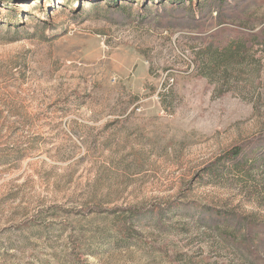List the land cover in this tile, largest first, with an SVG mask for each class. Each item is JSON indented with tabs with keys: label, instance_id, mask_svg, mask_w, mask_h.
<instances>
[{
	"label": "rangeland",
	"instance_id": "rangeland-1",
	"mask_svg": "<svg viewBox=\"0 0 264 264\" xmlns=\"http://www.w3.org/2000/svg\"><path fill=\"white\" fill-rule=\"evenodd\" d=\"M36 1L0 0V264H264V0Z\"/></svg>",
	"mask_w": 264,
	"mask_h": 264
},
{
	"label": "trees",
	"instance_id": "trees-1",
	"mask_svg": "<svg viewBox=\"0 0 264 264\" xmlns=\"http://www.w3.org/2000/svg\"><path fill=\"white\" fill-rule=\"evenodd\" d=\"M13 1H15V2H21V0H13ZM117 1L118 0H111L110 1V4H112L113 6H115V7H119V5H118V3H117ZM146 0H142V6H146V2H145ZM164 1L165 0H160V1H158V4H160V5H164ZM184 1H186V0H169V2H170V4H173V5H175V7L176 8H178L179 10L180 9H182L183 7H185V3H184ZM187 1H190V2H192V1H194V0H187ZM224 1H226V0H219V2L220 3H222V2H224ZM42 2H43V0H37L36 1V3H37V5H42ZM94 2V1H93ZM92 2V3H93ZM192 3H191V5H190V7H188L187 9V13L189 14V16L191 17V19L192 20H197V19H199L200 17H197L196 18V15H198L199 16V14H201V9L200 8H196V9H193L192 8ZM198 12H199V14H198ZM231 154H233V155H231V158H235L236 156H237V154H239V152H235V151H233ZM235 154V155H234ZM216 214H220V213H216Z\"/></svg>",
	"mask_w": 264,
	"mask_h": 264
}]
</instances>
